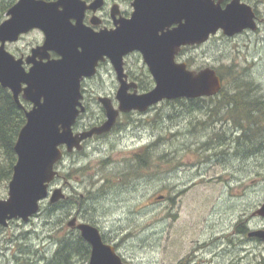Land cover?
Listing matches in <instances>:
<instances>
[{"label": "rangeland", "instance_id": "rangeland-1", "mask_svg": "<svg viewBox=\"0 0 264 264\" xmlns=\"http://www.w3.org/2000/svg\"><path fill=\"white\" fill-rule=\"evenodd\" d=\"M132 1L120 0L122 10L131 11ZM257 9L263 21L258 32L236 39L220 33L189 50L187 60L195 70L221 71L229 87L245 77L254 83L252 96L264 99V0ZM108 69L86 86L118 91ZM218 97L165 102L130 121L134 130L118 140L99 150L89 143L85 154L77 153L76 194L84 195V211L90 207L91 221L110 233L108 240L127 264H264V243L248 242L244 250L230 246L240 242L234 235L240 222L264 228V217L255 214L264 204V147L254 156L237 150L242 131L230 111L219 108ZM136 154H147L143 166ZM6 162L0 154V165ZM10 181L1 179L0 200L8 198ZM46 206L28 223L0 226V264H47L56 254L63 232L55 230Z\"/></svg>", "mask_w": 264, "mask_h": 264}, {"label": "water", "instance_id": "water-1", "mask_svg": "<svg viewBox=\"0 0 264 264\" xmlns=\"http://www.w3.org/2000/svg\"><path fill=\"white\" fill-rule=\"evenodd\" d=\"M228 1L134 0L132 18L122 27L116 25L114 30L96 33L82 25L85 8H79L80 0H20L10 10V18L0 24V84L12 91L19 107H23L22 93L34 107L26 113L27 122L15 144L18 160L9 196L0 200V225L7 227L13 220L27 223L39 213L42 202L50 198L54 204L64 198L62 190L50 194L57 174L55 166L63 158L61 146L66 145L68 151L81 150L88 138L110 132L120 112L146 113L165 100L217 96L223 89V80L215 69L193 71L187 63L176 62V56L183 46L204 45L219 32L231 38L246 30H257L253 8L242 0ZM102 3L96 0L92 8ZM72 18L76 25L71 24ZM175 25L178 26L169 29ZM35 28L45 33L46 42L33 50L27 60L33 67L27 73L24 60L8 52L6 44L18 41ZM49 51L57 52L61 58L45 62ZM134 51L142 53L155 87L145 94L129 96V87L122 81L117 95L119 109L110 99L102 98L107 121L75 135L74 125L85 111L81 103L83 80L95 76L99 61L106 56L121 80L124 56ZM255 214L264 217V204ZM69 225L74 227L76 219ZM76 227L92 247L89 264H125L116 248L103 242L96 227L85 223ZM250 236L264 241V229Z\"/></svg>", "mask_w": 264, "mask_h": 264}, {"label": "flooded vegetation", "instance_id": "flooded-vegetation-1", "mask_svg": "<svg viewBox=\"0 0 264 264\" xmlns=\"http://www.w3.org/2000/svg\"><path fill=\"white\" fill-rule=\"evenodd\" d=\"M19 1L20 0H2L0 4V17L4 18L3 21L10 18L9 15L10 10ZM43 1L50 3V2H57L58 0H43ZM95 1L96 0H80L81 3L79 5V8L80 9L85 8L82 16L83 17L82 25L87 30L96 33L105 30L108 31L114 30L116 28V25L118 28H120L122 27V23L124 21H127L132 18L134 12L133 6L131 11L128 10L124 11L121 8L120 0H103V3L97 9L92 8ZM242 1L248 4L249 6H251L256 14L255 22L258 28L256 31L253 32L250 30V32L253 33L258 32V30L260 29V25L263 23V21L260 19L258 15L257 6L260 3H262L263 0H242ZM226 3L224 4V6L226 5ZM70 22L72 25H76L77 23L75 18H72ZM177 26L178 25L170 26L169 29L172 30ZM167 30L168 28H166L164 32H166ZM248 32L249 30L245 31L244 33H248ZM162 33L163 31H160V34ZM238 36L240 35L232 37L231 39H236ZM45 42H46L45 33L42 30L35 28L27 33L22 34L19 37L18 41L7 43L6 47L11 54L16 56V58L18 59L22 58L24 60L23 68L27 73H29L31 68L33 67V64L28 63L27 60L32 56L33 50L43 46ZM197 47L183 46L179 54L176 56V62L188 63L187 52L189 51V48L195 49ZM47 56H48L47 58H44V61H49V60L55 61L61 58V56L55 51H49L47 53ZM38 60H40V58H38ZM110 67L112 68L116 81L119 84V88L117 90L119 91L123 81L129 87L127 90V95L129 96L136 94L138 95L145 94L151 91L155 87L156 84L155 79L151 74L148 65L145 63L141 52L134 51L124 56V64H123L121 80L109 57L107 56L104 57V60L99 61L97 65L96 75L91 78H86L83 81V91H82L83 98L81 102L82 105L85 107V112H83L80 115L74 127L75 135L83 133L85 131H89L94 127L101 126L107 121L106 109L104 108L101 102L102 98L110 99L113 107L115 109H119L120 103L117 99L118 91L99 93V92L91 91L90 88L86 86L87 83H90L97 78L102 79V74L106 73V70L108 68L110 69ZM20 101L23 107L21 108L17 104L16 105L21 111L24 112L26 117V113L28 111H31L34 105L31 102H28L27 100L24 99L23 93L20 95ZM165 102L167 101H164L161 104ZM150 111L151 109L144 114H147ZM140 115L142 114L138 111H131L128 113L120 112L117 122L112 128V130L102 135H94L92 138L85 140L83 142L82 151H78L76 149L72 151H68V147L66 145L61 147L63 158L56 165L57 175L53 183V190H62L64 194L66 193L65 194L66 196L64 199L53 204V214L55 217L54 219L56 220L55 230L58 231L59 234L60 232H63L62 236L57 238L58 239L57 243H59L60 241L59 239H62L69 233H71L73 236L81 235L80 231L76 228V226L75 228H70L69 224H67L66 226L65 223L68 219H76L77 224L87 223V224H91L92 226H95L100 230L102 238L106 242H110L107 238V234L110 235V233H107V230L104 231L101 224L95 225L94 220L91 221L92 217L89 216L87 212H85L84 210H82L77 206L78 199L81 200L82 198H84L83 194L80 193L79 196L76 194V192H78V189L76 187V182H73L74 180L73 174L75 171L74 169H75L77 153L83 152V154H85L86 153L85 150L90 146L88 145L89 143H92L91 145L97 144L98 147L99 146L102 147L104 143L113 142L123 137L125 135L124 134L125 132L134 130L131 129V127L134 128V125L136 124L130 123V121L132 120L135 121L137 119L136 117ZM123 118H128L129 121L123 124L120 122ZM151 148H152L151 145L146 146L144 148V151L148 152ZM99 149L100 147L98 148V150ZM139 152H141V149L140 150L138 149V153ZM136 156L138 157L140 156V154L139 155L136 154ZM250 230L251 229L249 227L246 226L241 227L240 230L238 231V235L234 233V235L239 237L240 242L238 243V241H231L230 246H232L233 249L235 250H237V248L242 250L246 249L247 243L253 241L252 238L248 237V233L250 232ZM113 238L116 239V236H114Z\"/></svg>", "mask_w": 264, "mask_h": 264}, {"label": "trees", "instance_id": "trees-1", "mask_svg": "<svg viewBox=\"0 0 264 264\" xmlns=\"http://www.w3.org/2000/svg\"><path fill=\"white\" fill-rule=\"evenodd\" d=\"M189 50L192 49L189 48ZM188 64L192 68V64L189 61ZM218 74L224 80L222 94L216 98L220 102L219 108L229 110L228 115L234 119L237 129L242 131V134L236 138L237 150L251 156L261 153L264 147V141L262 142L264 139V99L259 96L258 98H255L254 95L252 96L255 91L254 83L250 82V80L247 81L245 77H241L239 80L234 78L235 85L229 87L228 81L222 72L219 71ZM247 122L250 125L249 127H247ZM25 123V114L17 107L11 92L0 85V154L7 159L6 166L0 165V181L1 179L10 181L12 178L14 166L17 162L14 147ZM146 156V159H144V156L137 157L140 166L146 163ZM85 170L86 168L81 169V171ZM77 206L81 209L84 208L82 210L87 209L84 202L79 199ZM45 208H47L46 211L53 214V205H48ZM90 211L89 207L87 212ZM240 228L238 224L236 231H239ZM16 259L19 258L16 257ZM76 259L87 264L90 259V246L80 236H73L69 233L62 238L56 254L52 256V259L47 260L46 263L76 264Z\"/></svg>", "mask_w": 264, "mask_h": 264}]
</instances>
